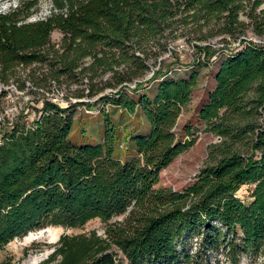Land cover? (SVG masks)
<instances>
[{
  "label": "trees",
  "instance_id": "obj_1",
  "mask_svg": "<svg viewBox=\"0 0 264 264\" xmlns=\"http://www.w3.org/2000/svg\"><path fill=\"white\" fill-rule=\"evenodd\" d=\"M48 1L49 12L35 18L39 0L0 10V103L12 83L37 95L31 121L21 113L0 129V250L35 229L125 214L104 237L61 234L37 264L264 260V0ZM179 36L195 39L203 55L195 68L173 77L169 64L148 76ZM215 60L196 120L220 140L191 183L155 187L196 141L198 128L186 121L177 129V120L199 67ZM51 83L84 86L64 93L63 105L42 90ZM74 122L95 140L73 141ZM244 185L245 199L237 194Z\"/></svg>",
  "mask_w": 264,
  "mask_h": 264
},
{
  "label": "rangeland",
  "instance_id": "obj_2",
  "mask_svg": "<svg viewBox=\"0 0 264 264\" xmlns=\"http://www.w3.org/2000/svg\"><path fill=\"white\" fill-rule=\"evenodd\" d=\"M19 0H0V10H7L11 6H15ZM50 3L48 0H39V11L33 15V18L44 16L50 10ZM250 38L255 39V35L248 33ZM60 34L55 31L52 34V39L57 41ZM221 37H216L212 42L220 41ZM194 38L191 36H179L176 39L168 42L167 49L159 56L156 63L150 65V69L147 71V75H151L153 71L161 66L162 69H169V64L173 65L172 68L166 71L167 76H184L195 68L194 60L196 58H202L203 55L199 54L196 48L193 46ZM237 45V41H232L230 46ZM225 52V49L224 51ZM177 59V60H175ZM162 60V61H161ZM161 61V62H160ZM215 61L211 62L209 66L199 67L201 74L198 87L193 91L190 103L182 110L178 120L177 129H180L182 124L186 121L193 123L198 130L196 131L195 143L177 155L173 161L163 168L159 174V180L155 187H172L174 189H182L195 178V174L203 163L207 159L208 145L212 142L219 141L220 139L212 135L211 133L202 131V126L196 120V110L201 101L204 100L207 91L213 88L214 79L213 72L215 68ZM107 76V75H106ZM105 76V77H106ZM156 80L149 83V87L146 90H152L156 85ZM84 84H55L51 83L50 86L42 89L46 90L47 95H53L54 100L59 101L65 105L66 99L62 98V95L68 90H73L76 87H83ZM6 95L2 98L0 103V129L10 122L14 121L17 115L21 113L27 115V121H31L34 117V101L37 95L29 92V89L25 88L20 90L17 88L16 83H12L6 88ZM90 110H84L80 108L77 110L76 115L83 113L87 114ZM83 117H86L85 115ZM115 119L122 121V125H129L128 119L125 116L114 115ZM100 123L93 121L87 125V128L91 129V133L96 135L97 128ZM95 136L88 133H81L79 131L78 122H74L71 132V139L77 143L85 141H94ZM249 188L242 186L237 190V194L245 199ZM125 214L117 215L105 222L99 218H94L87 221L85 224L76 227H63V226H49L41 229H35L29 231L26 235L18 237L10 241L3 249L0 250V262H8L9 264H37L46 259L54 249V244L58 241L61 234H67L69 236L77 234H89L91 232L97 233V235L105 236V229L109 222L121 221ZM263 259L257 260L254 264H262ZM240 264H251L247 258H243Z\"/></svg>",
  "mask_w": 264,
  "mask_h": 264
}]
</instances>
